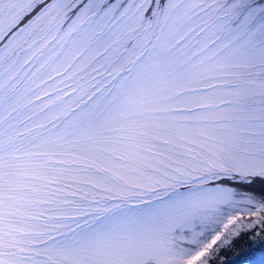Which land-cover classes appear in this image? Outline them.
<instances>
[{"label":"snow or ice","instance_id":"obj_1","mask_svg":"<svg viewBox=\"0 0 264 264\" xmlns=\"http://www.w3.org/2000/svg\"><path fill=\"white\" fill-rule=\"evenodd\" d=\"M246 234L264 0H0V264H227Z\"/></svg>","mask_w":264,"mask_h":264},{"label":"trees","instance_id":"obj_2","mask_svg":"<svg viewBox=\"0 0 264 264\" xmlns=\"http://www.w3.org/2000/svg\"><path fill=\"white\" fill-rule=\"evenodd\" d=\"M262 250H264V246H261L251 235L246 234V238L242 241H238L236 247L225 250V255L222 259H225L227 264H241L246 259L254 257Z\"/></svg>","mask_w":264,"mask_h":264},{"label":"rangeland","instance_id":"obj_3","mask_svg":"<svg viewBox=\"0 0 264 264\" xmlns=\"http://www.w3.org/2000/svg\"><path fill=\"white\" fill-rule=\"evenodd\" d=\"M261 255H264V250H262L260 253H257L254 257H250V258L246 259V260H245L243 263H241V264H249V261H250V260H254V261H256V262H259Z\"/></svg>","mask_w":264,"mask_h":264}]
</instances>
